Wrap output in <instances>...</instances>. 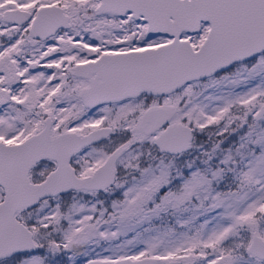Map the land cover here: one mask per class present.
Wrapping results in <instances>:
<instances>
[{
    "label": "snow or ice",
    "instance_id": "6c2138e0",
    "mask_svg": "<svg viewBox=\"0 0 264 264\" xmlns=\"http://www.w3.org/2000/svg\"><path fill=\"white\" fill-rule=\"evenodd\" d=\"M0 264H264V0H0Z\"/></svg>",
    "mask_w": 264,
    "mask_h": 264
}]
</instances>
